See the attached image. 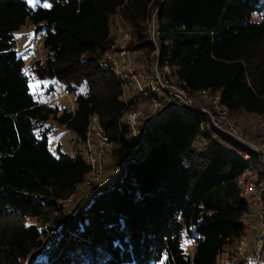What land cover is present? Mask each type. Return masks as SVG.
<instances>
[{
  "label": "trees",
  "instance_id": "16d2710c",
  "mask_svg": "<svg viewBox=\"0 0 264 264\" xmlns=\"http://www.w3.org/2000/svg\"><path fill=\"white\" fill-rule=\"evenodd\" d=\"M38 1L31 8L0 0V264H215L225 249L231 259L248 212L238 181L264 180L256 156L230 157L225 146L243 149L193 113L170 114L135 140L122 119L147 97L125 104L104 55L117 22L130 35L128 50L140 52L136 71L147 80L156 13V61L167 65L166 79L190 97L219 91L247 130L251 118L264 117V0ZM27 22L43 34L33 75L66 93L86 85L73 111L31 94L15 38ZM93 117L117 145L105 164L111 175L66 210L63 202L89 171L79 145ZM51 118L74 135L73 156L49 152L51 130L38 129Z\"/></svg>",
  "mask_w": 264,
  "mask_h": 264
},
{
  "label": "built area",
  "instance_id": "2783aa9c",
  "mask_svg": "<svg viewBox=\"0 0 264 264\" xmlns=\"http://www.w3.org/2000/svg\"><path fill=\"white\" fill-rule=\"evenodd\" d=\"M129 36L125 28L120 25L117 26L113 42L105 52L104 60L110 64L116 80L120 83L122 99L125 104L128 102V92L147 97L144 101L146 105H141L136 111L127 113L124 118L131 136L135 140H139L140 135L149 131L153 124L164 122L170 114L178 113L180 110L202 113L207 116L213 129L229 137L232 143L236 144L235 146L243 149L228 147L229 156L246 162L251 160L252 154H254L264 168V142L257 145L249 143L239 136L228 109L222 104L220 92L210 93L206 90H200L195 98L187 97L183 90L169 85L163 79L162 74L159 73L161 71L158 69L157 62L153 66L152 76L146 83L143 82L135 70L133 59L136 51H129L127 48ZM151 41L156 47L154 53L158 57V32L155 19L151 20ZM41 46L42 41L35 42L27 51L22 53L21 58L25 65L28 63L27 58L29 56L41 52ZM163 71L168 73L166 64L163 66ZM147 93L150 95L148 96ZM257 120L256 132L264 140V117H258ZM83 143L85 162L89 171L82 185L101 183L107 174L106 169L102 166V157L113 153L117 145L109 139L105 129L95 117L91 118L88 123ZM143 146L147 149L145 143ZM238 184L240 186L238 197L248 208V212L240 218L239 223L246 232L255 234V249L252 258L244 254L243 248L246 238L242 237L234 255L239 256L249 264H264V238L259 236L261 232L264 234V181L256 183L250 178H242ZM215 264H231L227 249L217 252Z\"/></svg>",
  "mask_w": 264,
  "mask_h": 264
},
{
  "label": "rangeland",
  "instance_id": "374dc122",
  "mask_svg": "<svg viewBox=\"0 0 264 264\" xmlns=\"http://www.w3.org/2000/svg\"><path fill=\"white\" fill-rule=\"evenodd\" d=\"M25 1H27L28 5L31 8H37L38 6H40V2L38 0H25ZM153 19L156 20V13L153 14L151 20H153ZM115 25H116L115 26L116 28H117V26H119V24H117V22H115ZM114 31H115V28H112L111 29L112 34L114 33ZM15 38H16L17 51L22 55V53L27 51L33 43L38 42V41H42L43 34L42 33L36 34L34 26L27 22L23 26H21L20 29L15 33ZM129 40H130V36H129ZM157 49H158V47H157ZM155 50H156V47H155ZM139 56H140V52H136V54L134 55L133 60L135 62L134 63L135 70H137V67H139V61L137 60V58ZM158 56H159V54H158ZM43 57H44V51L42 50V46H41V52L34 53L31 56H29L27 58L28 63L26 65L24 64V70H25L26 74L29 76V80H30L29 87H30L31 94L33 95V97L35 98V100L38 103L48 105L50 107H58L61 110L64 109L67 111L68 110L73 111L75 98L77 95L84 94L86 92V90H87L86 85L84 83H82L81 85H79L76 88V90L74 92H67L66 93L64 91V88L62 87V85L57 83L56 81H53V80L48 79V78L40 79V78L36 77L35 75H33V73L31 72V70L29 68H30V66L34 65L36 61H39V65H40V63L43 60ZM153 57L154 58L150 63V75L148 76L147 80H144V78H143V81L145 83L152 76L151 72H152L153 66L157 62L156 59L158 57L154 52H153ZM132 58H133V56H132ZM157 66H158V63H157ZM158 69L161 71L159 73H160V75L162 74L163 79L167 83H169V85L175 86L170 81H168L166 79V77L164 76L163 67L161 69L158 67ZM141 80H142V77H141ZM175 87H177V86H175ZM183 93L185 96L190 97L184 91H183ZM127 95H128V100H129L130 97L134 96L135 94L128 92ZM195 96H197V93H195L194 97H192V98H195ZM141 105H146V102H143ZM189 113L190 112H186L185 110L179 111V114L182 118H190L191 115ZM193 114H198V113H193ZM199 114L205 115L202 113H199ZM257 119L258 118H251L247 122V124H249L248 127L246 128L247 130H244V127H242V126H237L234 119H233V121H234L236 129L238 130L239 136L243 140H245L249 143L260 145L259 142H261L260 141L261 138L258 139L259 135L256 132V126H257V121H258ZM122 121L124 122V118L122 119ZM46 128H50V130H51L49 133H47V146H48L49 152L54 157H57L60 153L73 156L74 145H73L72 138L74 135L68 129H66L64 126L57 124L52 118L49 119L47 122H45L44 126L39 128L38 131L45 130ZM35 132H36V130H35ZM250 139H255V141L250 140ZM79 149L81 150V153L85 159L86 157H85L84 143H83V145H79ZM225 150L229 155L230 151H229L227 146H225ZM110 154H112V153H110ZM110 154L104 155L102 157V166H104V168L107 171V174H106L104 180L101 183H91V184H102L105 181V179L108 177V175H111V172L108 171L107 167L105 166V164L108 162V156ZM232 158H234V157H232ZM234 159H237V158H234ZM258 167L262 170L264 169L259 160H258ZM251 173H254V171H252ZM91 184H89V185H91ZM89 185L88 184H84V185L81 184L79 189L77 191L75 190L76 192H74L70 196L69 199H67L65 202H63L64 208L66 210H71V209L75 208L78 204H80L82 201H84V199L90 193V190H89L90 188H87ZM259 236L264 238L263 232H261L259 234ZM245 238H246V242H245V245L243 248V253L246 254L249 258H252L254 255V249H255V234L253 232H246ZM228 252H229V250H228ZM229 255H231L230 252H229ZM232 255L233 256L231 258V264H249L247 262H244L239 256H235L234 252H232Z\"/></svg>",
  "mask_w": 264,
  "mask_h": 264
}]
</instances>
